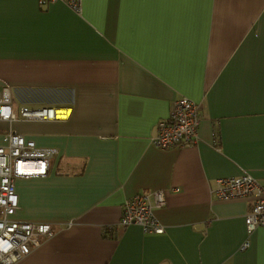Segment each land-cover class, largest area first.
<instances>
[{"label":"crops","instance_id":"0c3cea01","mask_svg":"<svg viewBox=\"0 0 264 264\" xmlns=\"http://www.w3.org/2000/svg\"><path fill=\"white\" fill-rule=\"evenodd\" d=\"M0 0V88L11 110L55 119L0 120L55 152L44 173L16 178L17 220L53 236L14 264H264V230L247 232L249 198L218 199L217 179L264 185V0ZM200 104L199 141L149 139L172 102ZM162 189L144 233L119 224L136 193ZM247 240V247L242 244Z\"/></svg>","mask_w":264,"mask_h":264},{"label":"built area","instance_id":"2783aa9c","mask_svg":"<svg viewBox=\"0 0 264 264\" xmlns=\"http://www.w3.org/2000/svg\"><path fill=\"white\" fill-rule=\"evenodd\" d=\"M62 1L70 9L79 11L81 0H38V4H50ZM10 92L7 86L0 88V120L11 122L16 119L46 120L55 119L54 108L43 106L29 108L21 106L18 117L11 110ZM168 116L157 121L156 134L149 139L159 149L186 147L199 141L197 128L200 122V104L181 96L172 102ZM4 145H0V264H14L24 255L41 245V241L53 236L55 228L50 222L17 220L12 218L18 206L15 192V179L44 173L55 150L39 148L32 140L21 134L7 131ZM213 190L218 199L249 198L251 203L245 214L247 232L258 226L264 230V185H261L249 173L243 172L235 177L217 179ZM165 204L164 190L150 193H136L125 199L121 206L119 224L137 225L144 233H162L164 227L153 214L154 208ZM247 240L242 248L247 247Z\"/></svg>","mask_w":264,"mask_h":264},{"label":"bare ground","instance_id":"6f19581e","mask_svg":"<svg viewBox=\"0 0 264 264\" xmlns=\"http://www.w3.org/2000/svg\"><path fill=\"white\" fill-rule=\"evenodd\" d=\"M55 113H56L57 117H62V116L65 115V111L64 110H58V109H56L55 110Z\"/></svg>","mask_w":264,"mask_h":264}]
</instances>
